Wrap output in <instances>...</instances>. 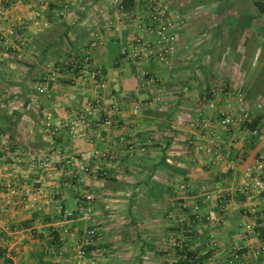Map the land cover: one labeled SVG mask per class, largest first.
<instances>
[{"label":"crops","instance_id":"crops-1","mask_svg":"<svg viewBox=\"0 0 264 264\" xmlns=\"http://www.w3.org/2000/svg\"><path fill=\"white\" fill-rule=\"evenodd\" d=\"M154 1L0 0L14 27L0 35V182L16 189L8 211L0 189V264H169L184 238L200 264H228L236 245L238 264H264V193L243 183L264 161V11L255 0H167L178 18L169 63L123 58L136 37L156 39ZM144 72L160 79L161 100ZM242 106L255 130L237 120ZM200 113L221 150L196 146L208 143ZM85 205L99 237L79 257L91 223L62 211ZM194 206L205 217L194 220Z\"/></svg>","mask_w":264,"mask_h":264},{"label":"built area","instance_id":"built-area-1","mask_svg":"<svg viewBox=\"0 0 264 264\" xmlns=\"http://www.w3.org/2000/svg\"><path fill=\"white\" fill-rule=\"evenodd\" d=\"M17 3H24L26 0H14ZM157 15H153V19L155 21V29H156V39L154 41L144 40L140 37H136L134 41L131 43L130 48L124 47L122 50L123 58L131 59L133 61L139 62L143 57H152L160 60L164 63H169V58L174 55L178 49V39L177 35L173 33L175 26L178 25V18L177 17H170L169 16V3L167 0H155L154 1ZM6 11L0 8V35L2 32L8 29V32L13 34L14 27H6L4 25ZM11 45V42H9ZM139 80L142 83V86L145 87L149 94L152 95L156 101H159L163 98V89L160 83V79L151 72H144L138 76ZM238 97V102L243 103L244 96L242 93L236 94ZM208 106L210 109H215L216 105L214 101H209ZM113 108L117 109V106H113ZM138 109L136 108L135 111ZM112 112V111H111ZM108 112V116L111 113ZM200 119H198V139L204 137L207 139L208 136V143L201 144L200 140H196V146L200 149L205 150L207 153L216 152L222 149V145L218 137L211 136L208 134V129L211 124V119L209 117L203 116L202 113L199 115ZM220 118L222 124L225 128L230 129L235 119L233 116L229 114L227 111L220 112ZM251 119L250 109L247 107L242 106L240 115L238 116L237 120L241 121H249ZM108 120V119H107ZM74 127H71L73 131ZM59 126L52 125L48 120L45 123L44 131L47 135L53 136L56 135L58 132ZM52 143L54 141L51 140ZM44 168H50L51 162L49 158L42 160L40 163ZM256 174L253 173L252 170H247L244 175V184L249 182L254 189L259 192L264 193V161L261 160L255 167ZM8 189V192L3 195L5 199L4 210L8 211V205L12 203L11 193L15 194L16 189L12 187L10 183L3 184L0 182V189L5 187ZM36 199V197H33ZM220 205L222 210H226V205L229 200V193H223L220 197ZM61 208V207H60ZM62 210V209H61ZM192 214L194 215V220H200L205 217V214L200 211L198 206H194L192 208ZM62 215L65 219H70L73 217H84L87 219L91 224L90 227L86 228L82 233L77 245H76V252L79 257H82L86 254L88 248L95 244L97 238L99 237V229L97 227L96 219L92 214V209L89 205L81 206L77 210L67 211L63 210ZM209 218V217H208ZM180 222L185 221L184 217L179 218ZM253 225L251 223L246 224V227L238 233V238L245 240L249 238L250 234L253 232ZM184 230L188 232V227H184ZM179 247L178 255L180 257L179 261L181 263L175 262L173 259L169 262V264H185L182 261H194V256H189L187 253V245L188 242L186 239H182L181 241H176L175 243ZM264 249V248H263ZM260 251H256L253 253L254 256H257ZM242 258V250L240 245H236L233 250L230 251L228 264H238V262ZM5 264H12L11 261H7ZM195 264H200V262L196 259Z\"/></svg>","mask_w":264,"mask_h":264},{"label":"trees","instance_id":"trees-1","mask_svg":"<svg viewBox=\"0 0 264 264\" xmlns=\"http://www.w3.org/2000/svg\"><path fill=\"white\" fill-rule=\"evenodd\" d=\"M254 2L261 11H264V0H255ZM134 3H135V0H121V2H120V4L122 5V7L125 10L131 9L132 6L134 5ZM256 124H257V121L253 120V117H252L251 121L246 122V125L249 126L250 128H252V130H255ZM186 248H187V253L189 256L190 255L194 256V257L196 256V253L192 252V250L189 249L188 245ZM179 252H181V251H179ZM196 259L199 261L201 258L199 257V259H198L195 257V260ZM195 260L194 261L183 260L182 262L185 264H195ZM175 262H177V261H175ZM178 263H181V261H178Z\"/></svg>","mask_w":264,"mask_h":264},{"label":"rangeland","instance_id":"rangeland-1","mask_svg":"<svg viewBox=\"0 0 264 264\" xmlns=\"http://www.w3.org/2000/svg\"><path fill=\"white\" fill-rule=\"evenodd\" d=\"M168 3H169V1H168Z\"/></svg>","mask_w":264,"mask_h":264}]
</instances>
